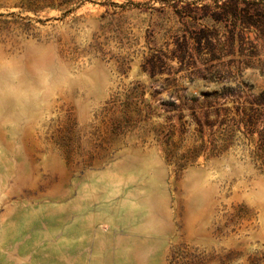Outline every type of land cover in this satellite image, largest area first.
Segmentation results:
<instances>
[{
  "label": "rangeland",
  "instance_id": "obj_1",
  "mask_svg": "<svg viewBox=\"0 0 264 264\" xmlns=\"http://www.w3.org/2000/svg\"><path fill=\"white\" fill-rule=\"evenodd\" d=\"M250 107L264 0H0V264H264Z\"/></svg>",
  "mask_w": 264,
  "mask_h": 264
},
{
  "label": "trees",
  "instance_id": "obj_2",
  "mask_svg": "<svg viewBox=\"0 0 264 264\" xmlns=\"http://www.w3.org/2000/svg\"><path fill=\"white\" fill-rule=\"evenodd\" d=\"M230 8V9H229ZM237 8L236 1L226 9V11L235 12ZM264 116L263 110L259 107L254 108L250 107L248 111H245L244 116L242 117V122L246 127L244 134L254 145V149L252 151L253 160L257 165L260 166L261 172L264 173V124L262 125L261 117Z\"/></svg>",
  "mask_w": 264,
  "mask_h": 264
}]
</instances>
